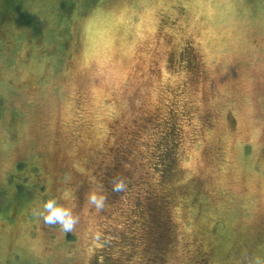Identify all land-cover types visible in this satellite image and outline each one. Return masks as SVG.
Returning <instances> with one entry per match:
<instances>
[{
  "label": "rangeland",
  "instance_id": "1",
  "mask_svg": "<svg viewBox=\"0 0 264 264\" xmlns=\"http://www.w3.org/2000/svg\"><path fill=\"white\" fill-rule=\"evenodd\" d=\"M0 264H264V0H0Z\"/></svg>",
  "mask_w": 264,
  "mask_h": 264
},
{
  "label": "clouds",
  "instance_id": "2",
  "mask_svg": "<svg viewBox=\"0 0 264 264\" xmlns=\"http://www.w3.org/2000/svg\"><path fill=\"white\" fill-rule=\"evenodd\" d=\"M124 187V182L118 180L114 183L113 190L121 191ZM88 199L97 209L103 208L105 198L102 195L91 193L88 196ZM39 214L43 216L46 223L61 225L66 233L71 232L77 222V217L73 215L72 211L66 207L58 205L54 199L47 200L43 204V211Z\"/></svg>",
  "mask_w": 264,
  "mask_h": 264
},
{
  "label": "trees",
  "instance_id": "3",
  "mask_svg": "<svg viewBox=\"0 0 264 264\" xmlns=\"http://www.w3.org/2000/svg\"><path fill=\"white\" fill-rule=\"evenodd\" d=\"M12 197L14 196L13 194L11 195ZM36 200H37V197H32V196H30L29 198H26L25 199V206H24V209H23V211H24V213L26 212V210L29 208V209H31V211L29 212V214L26 216V218L28 217V216H31L32 215V212H34V210H32L33 209V207L36 205ZM42 202H45V200H43L42 199ZM18 203H21V201H18ZM14 212V210L11 212V214ZM152 213V212H151ZM33 214H35L36 215V213H33ZM22 227V226H21ZM14 229H16V230H13V231H17V233H18V227H16V228H14ZM160 234H162L163 235V233L162 232H160ZM161 235V236H162ZM18 236H19V233H18Z\"/></svg>",
  "mask_w": 264,
  "mask_h": 264
}]
</instances>
